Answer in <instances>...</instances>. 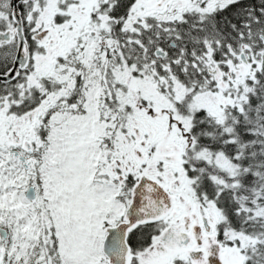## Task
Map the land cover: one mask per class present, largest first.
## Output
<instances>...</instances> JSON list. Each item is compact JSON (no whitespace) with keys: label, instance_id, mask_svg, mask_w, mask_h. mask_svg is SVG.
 <instances>
[{"label":"snow or ice","instance_id":"snow-or-ice-1","mask_svg":"<svg viewBox=\"0 0 264 264\" xmlns=\"http://www.w3.org/2000/svg\"><path fill=\"white\" fill-rule=\"evenodd\" d=\"M0 264H264V0H0Z\"/></svg>","mask_w":264,"mask_h":264}]
</instances>
